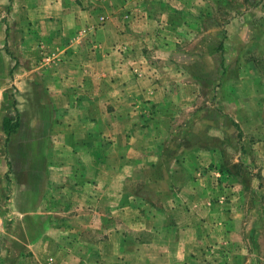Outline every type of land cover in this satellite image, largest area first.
<instances>
[{"label": "rangeland", "instance_id": "obj_1", "mask_svg": "<svg viewBox=\"0 0 264 264\" xmlns=\"http://www.w3.org/2000/svg\"><path fill=\"white\" fill-rule=\"evenodd\" d=\"M70 1L73 6L85 3L90 6L88 9L100 12L85 18L90 26L68 38L69 47L77 48L88 40L92 53L108 52L111 64L105 66L112 85L117 84L115 77L120 69L126 68L128 75L143 78L146 91L141 100L143 114L154 115L153 101L174 105L169 112L170 129L180 135L190 132L191 151L206 137L204 144L217 159L212 158L205 169L190 161L191 182L196 185L192 195L202 198L198 202L192 200L196 204L194 208L189 204L190 210L199 215L204 211V201L209 207L213 205L212 213H220L213 219L224 220L223 229L235 226L238 233L233 242L229 239L224 242H232L235 249L249 255V264H264V0ZM2 6L0 18L9 25L14 14L8 1ZM5 40H9L8 34ZM8 49L6 45L4 53L9 54ZM2 65L5 73L0 81V120L8 114L18 115L5 106L10 99L14 100L17 87L14 79L5 76L8 72L5 62ZM184 116L189 118L190 131L184 127ZM16 162V168L10 169L9 177H2L1 183L15 180L18 184L23 179L17 169L18 165L21 168L22 160ZM161 163L166 167L165 160ZM173 177L149 174L147 180L151 182L144 186L139 183L142 179L132 175L126 184V209L121 210L126 213V223L120 221L123 215L118 207L107 205L108 192L96 191V203L92 206H78L77 210L63 207V221L67 220L63 222V228H67L63 235L53 222L43 219L46 214L37 213L40 209L54 211V206L40 207L34 203L39 195L32 193L31 205L36 206L30 207L34 213L26 215V251L22 253L21 243L14 244V253H0V264H113L117 255L112 254V248L115 243L120 245L115 240L118 238L109 235L113 228L119 230L121 226L140 234L143 231L137 230L147 231L158 225L176 233L179 229L169 219V206L160 204L172 194L174 198H182L178 190L182 181H177L182 176L175 175V185ZM205 185L207 191L201 190ZM0 198L4 217L0 233L5 238L2 231L12 230L13 215L20 214L6 190ZM110 201L113 203V198ZM155 213H160L165 221L160 220L159 224L145 218L142 220L146 223L141 221L151 214L156 217ZM230 215H237L241 222L234 226L230 221L227 223V219H232ZM246 219L250 221L246 223ZM199 225L204 231L212 229V225L220 226L216 221L207 226L198 223L196 232L202 230ZM70 234L75 238H70ZM226 258L229 259L228 255Z\"/></svg>", "mask_w": 264, "mask_h": 264}, {"label": "crops", "instance_id": "obj_2", "mask_svg": "<svg viewBox=\"0 0 264 264\" xmlns=\"http://www.w3.org/2000/svg\"><path fill=\"white\" fill-rule=\"evenodd\" d=\"M6 1L14 17L9 25L0 18V81L5 62L8 69L5 76L14 79L17 87L14 100L10 99L5 106L18 115L8 114L0 120V179L8 178L10 169L14 170L18 164L16 160H22L21 168L18 165L17 169L24 180L19 178L18 184L15 180L0 182V194L6 190L20 214L13 215L12 230L2 231L5 238L0 233V242L5 240V244L0 243V253H14L12 247L19 243L25 253L26 215L34 213L30 207L36 206L31 205L32 193L39 195L34 203L40 207L54 206V211L40 209L37 213L46 214L43 219L53 222L63 235V230L67 231L63 228V222L67 221H63V207L71 210L89 207L96 203V191L108 192L107 199L114 201L109 199L107 205L118 207L123 215L120 221L126 223V213L121 210L126 209L127 180L134 175L145 186L151 182L147 180L149 174L164 173L174 176L173 185L175 175L182 176L177 179L182 181L178 187L182 198H174L172 194L160 202L169 206L172 212L169 219L179 230L174 233L156 225L147 231L137 230L143 231L139 234L121 226L118 228L121 231L113 228L109 235L120 243L112 248V254L117 255L113 264H249V255L232 244L233 237L236 240L238 236L234 224L241 222L237 215L227 219L233 229L228 226L223 229L224 220L213 219L220 215L216 211L212 213L213 205L209 207L204 201V211L199 215L190 210L189 204L192 208L196 204L192 200L202 201L201 197L192 195L196 185L191 182L190 161L204 168L212 158L217 159L213 150L210 154L205 146L206 137L191 151L190 132L180 135L170 129L169 112L174 105L153 101L154 115L143 114L141 100L146 93L143 78L128 75L124 66L115 77L117 84L112 85L110 71L105 66L111 64L108 52L92 53L88 40L77 48L69 47L68 38L77 30H86L90 23L85 18L100 10L88 9L90 6L86 7L85 3L73 6L70 0ZM4 2L0 0V13ZM106 42L110 46L109 38ZM6 45L9 54L3 51ZM6 118L17 127L9 136L4 129ZM184 118V127L190 131L189 118ZM163 160L166 167L161 163ZM200 188L207 191L206 185ZM0 202H3L1 198ZM155 214L156 217L151 214L141 221L146 223L143 218L157 224L165 221L160 213ZM3 218L0 212L1 223ZM15 220L23 224L18 225ZM212 221L220 226L212 225V229L204 231L199 225L202 230L196 232L198 223L207 226ZM71 235L70 238H75ZM228 239L232 242H224Z\"/></svg>", "mask_w": 264, "mask_h": 264}, {"label": "trees", "instance_id": "obj_3", "mask_svg": "<svg viewBox=\"0 0 264 264\" xmlns=\"http://www.w3.org/2000/svg\"><path fill=\"white\" fill-rule=\"evenodd\" d=\"M10 119L6 118L4 121V129L6 134L9 136L12 133H14V131H16V125L15 124H10Z\"/></svg>", "mask_w": 264, "mask_h": 264}]
</instances>
